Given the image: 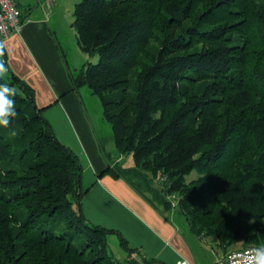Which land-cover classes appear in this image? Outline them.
Returning a JSON list of instances; mask_svg holds the SVG:
<instances>
[{
	"label": "trees",
	"instance_id": "obj_1",
	"mask_svg": "<svg viewBox=\"0 0 264 264\" xmlns=\"http://www.w3.org/2000/svg\"><path fill=\"white\" fill-rule=\"evenodd\" d=\"M74 17L89 58L73 88L100 98L135 162L106 172L227 251L264 245V0H80ZM0 84L18 90L0 126V264H124L109 237L135 249L87 219L80 157L34 88L13 72Z\"/></svg>",
	"mask_w": 264,
	"mask_h": 264
},
{
	"label": "crops",
	"instance_id": "obj_2",
	"mask_svg": "<svg viewBox=\"0 0 264 264\" xmlns=\"http://www.w3.org/2000/svg\"><path fill=\"white\" fill-rule=\"evenodd\" d=\"M46 1L17 0L30 21L20 32L0 39L7 60L5 77L13 72L34 88L37 104L44 108L56 135L80 157L88 189L83 198L87 219L127 239L138 261L131 262L121 247L124 263L175 264L186 258L195 264H217L233 249L227 251L211 238L196 235L177 205H154L126 179L106 172L108 166L120 165V158L113 160L116 145L107 148L103 123L98 124L89 112L86 99L94 98L91 90L73 88L72 74L83 66L73 68L59 38L65 0H55L51 8ZM0 59L3 62V55ZM110 238L119 243L115 234Z\"/></svg>",
	"mask_w": 264,
	"mask_h": 264
},
{
	"label": "rangeland",
	"instance_id": "obj_3",
	"mask_svg": "<svg viewBox=\"0 0 264 264\" xmlns=\"http://www.w3.org/2000/svg\"><path fill=\"white\" fill-rule=\"evenodd\" d=\"M79 1L80 0H65L62 6L63 27L61 28V31L59 33V38H60V41L62 42L64 52L68 56V60L70 61L73 68L74 66H77L80 68L81 66H83V64L87 62V59L89 58V56L82 51V49L80 48L78 44L77 32L74 26V20H75L74 12H75L76 4ZM97 57L98 56L92 57L91 60L96 61ZM0 62H1V59H0ZM93 97L94 98H92V100L89 99V101L88 99H86V103L88 105L89 112L92 114V117L95 118L94 120L98 122V124L100 123L99 122L100 120L102 121L103 125L102 123L100 124L103 126L104 131L106 132V134H104V138H106L105 144L107 142L106 145H108L107 148L109 149L111 145L113 146L115 144L112 126L107 120L102 119L103 118L102 101L100 100L98 96L94 95ZM98 127L101 128L100 125ZM112 152H113V160L115 161L120 158L118 161L120 162L121 166L123 167L124 166L125 167L134 166L135 162L131 154L130 155L126 154V155L121 156L122 154H120V151L118 150L117 147L116 149L114 147L112 149ZM197 176H198L197 172L194 170L186 176V180L190 181L196 178ZM109 243H110L112 252L114 251L116 256L119 257L123 261L124 259L120 257V253H124L123 252L124 250L121 248L117 240L110 238ZM243 246H244L243 244H236V245H233V247H231L230 250L243 248ZM130 260H136V258L133 259V256L130 255ZM124 264H128V262L125 261Z\"/></svg>",
	"mask_w": 264,
	"mask_h": 264
},
{
	"label": "built area",
	"instance_id": "obj_4",
	"mask_svg": "<svg viewBox=\"0 0 264 264\" xmlns=\"http://www.w3.org/2000/svg\"><path fill=\"white\" fill-rule=\"evenodd\" d=\"M55 4V0H47V7L51 8ZM30 18L25 15L20 9L17 0H0V39L6 40L13 33L20 32L25 23L29 22ZM176 204L175 202L173 203ZM259 246H247L229 251L217 264H237L238 254L244 253L247 249ZM133 259L138 260L136 254H132ZM175 264H195L194 262L182 258Z\"/></svg>",
	"mask_w": 264,
	"mask_h": 264
},
{
	"label": "clouds",
	"instance_id": "obj_5",
	"mask_svg": "<svg viewBox=\"0 0 264 264\" xmlns=\"http://www.w3.org/2000/svg\"><path fill=\"white\" fill-rule=\"evenodd\" d=\"M0 55H3V45L0 44ZM8 72L4 62H0V78ZM18 90L7 84H0V126L8 127L11 119L16 116L15 99ZM237 264H264V245L247 249L238 254Z\"/></svg>",
	"mask_w": 264,
	"mask_h": 264
}]
</instances>
